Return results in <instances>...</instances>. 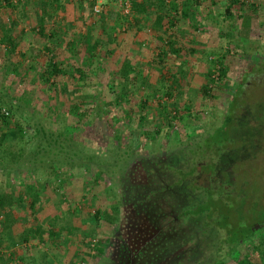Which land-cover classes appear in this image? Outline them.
<instances>
[{
	"label": "trees",
	"instance_id": "1",
	"mask_svg": "<svg viewBox=\"0 0 264 264\" xmlns=\"http://www.w3.org/2000/svg\"><path fill=\"white\" fill-rule=\"evenodd\" d=\"M32 1L36 5L35 13L40 27L38 33L40 36H45L43 28L45 20L52 18L60 5V0ZM83 1L85 2V0L79 1V4ZM204 1L185 0L175 4L172 0H130V14L125 16V21L131 27H135L137 32L147 30L142 24L146 23L149 15L151 16L155 11L156 17L149 29L158 32L164 38L158 52L152 58V62L155 63L153 67L159 72L162 71L166 60H180L195 54V50L188 47L191 44L184 46L178 43L174 31L175 20L179 16H184L188 9L191 15L189 21L196 22L198 10ZM17 3H20L19 0H0V6L3 5L11 11ZM88 4L92 12V7L89 2ZM242 6L243 4L238 0L228 1L224 9V20L233 23L234 17L242 21L246 17L249 22L252 15L246 11L236 16V12L240 11ZM249 7H253L252 4ZM252 10L253 8L250 12ZM102 14L103 11L96 17ZM233 26L234 23L232 30ZM91 33L92 31L89 30L82 42L87 58L85 66L87 60L90 61L95 57L100 43L90 36ZM15 43L10 30L3 29L0 47L6 55L14 53ZM45 49L47 52L45 55H49V58L46 60L44 56L43 60L46 62L39 71L42 83L50 87L51 91L55 79H61V83L55 82L58 84V94L71 99V96L77 93L75 90L80 88V86L74 87L71 81H83L87 75L81 68L69 67L65 61L57 62L52 48L45 46ZM224 58L225 56L222 55L210 60L211 65L216 64L220 67L217 78L219 82L225 79L227 73L223 64ZM30 70L32 69L22 68L20 73L25 75ZM118 75L122 85L114 98V103L119 110L120 118L113 114L109 104L95 99L94 96H83L77 98L79 101L76 102L69 100L74 105L60 111L61 117L65 114L73 116L79 126L91 119L90 116L92 117L90 121L97 120L99 126L101 123L106 125L105 133L112 134V143L103 156L90 153L88 145L86 146L82 140L72 141L73 137L64 133L66 129L72 128L71 126L64 127V132L58 130L52 133L41 123L31 121L33 120L31 115H24L25 109L21 110L16 100L8 97L4 91H0V177L6 176L9 180L0 193V264H25V259L19 257L18 251L14 248L18 244H28L31 239L38 238L41 241L45 236L49 244L56 247L63 242L67 245L71 243V238L80 228L74 226L55 228L54 225L43 228L39 222L37 223L34 213L39 209L41 202L39 194L43 190L36 188L39 187L38 181H40L37 176L45 174L47 177L46 180L44 179V185L49 186V174L55 175L54 179L59 185L57 190L62 193L65 192V186L71 179L67 171H72L75 167L93 169L96 179H102L103 176L108 178L112 184L111 190L116 192L110 207L102 211H92V215L90 213L97 227L103 226L107 230L112 228V225L114 226L119 220L122 209V224L112 235L115 240L112 243H115L116 248L110 245L106 249L103 245L111 243L109 237L102 243L93 245L92 250H87L93 252L91 258L94 262L98 264H226L231 260L235 264H257L256 261L253 262L255 258L250 256L239 257L245 245L252 243L256 237L259 242L255 247L258 262L264 263V231H262L264 219H260L248 235L237 238L233 237V230L245 227L232 228L229 223V214L232 211L230 202L233 203L237 196V191L233 192V186L237 179L235 164L238 163L237 155L233 153L232 148L236 145V138L239 135L238 122L244 120L242 115L244 103L240 99L244 90L241 88V82L231 95L224 117L217 125L202 130L192 138L175 139L172 145L167 144L162 147L166 150L161 146L150 147L148 152L146 144L155 141L160 130L157 124H155L158 128L156 131L149 130L146 126L151 101L137 99L138 104L130 102L132 95L137 96L134 85L129 84L131 80H135L132 55L126 54ZM178 77L179 75L170 74L174 84L179 83L175 82L180 79ZM210 77L211 73L207 71L206 84L201 89L203 96H207L211 91L208 88L211 83ZM169 92L163 93V96L169 99L171 97ZM151 96L155 97V93L152 92ZM17 101L22 102L20 99ZM239 111L240 115L236 113ZM17 112L21 114L14 119V114ZM136 114L137 118L134 119ZM49 115L55 117L56 111L49 110L44 118L47 119ZM170 119H167L168 129L172 128ZM176 120L178 121L179 118L177 117ZM120 122L123 126L119 131L115 125ZM252 123L253 121L251 125ZM124 140L125 150L122 147ZM243 143L248 145V137L243 139ZM121 149L123 152H120ZM78 150L81 155L76 158ZM56 170H63V173L57 174ZM24 174L27 176L26 179L23 177ZM15 175L19 179L16 183L18 188L10 183ZM161 195L163 200L157 197ZM236 200L238 202L240 198L237 197ZM15 208L28 210V214L32 216L31 222L35 221L36 224L26 227ZM24 223L28 224L26 221ZM84 236L85 239L80 240L82 248L79 250V256L83 253L84 246L88 248L91 245L86 240L87 235ZM106 250L113 256L110 258L106 256ZM86 258H80V261H86Z\"/></svg>",
	"mask_w": 264,
	"mask_h": 264
},
{
	"label": "rangeland",
	"instance_id": "2",
	"mask_svg": "<svg viewBox=\"0 0 264 264\" xmlns=\"http://www.w3.org/2000/svg\"><path fill=\"white\" fill-rule=\"evenodd\" d=\"M79 1L81 0H60V5L52 18L45 20L43 26L45 36H40L38 33L40 27L35 13L36 5L32 0L26 2L19 0L20 3H17L12 11L3 5L0 6V38L2 30L6 29L10 30V35L16 42V48L11 55H6L0 47V91H4L8 97L16 100L21 110L25 109L23 114L31 115L33 119L31 121L41 123L47 131L52 133L58 130L64 132V127L71 126L72 128L66 129L64 133L73 137L72 141L82 140L86 146L88 145L90 153L94 152L97 156H103L112 143V134L108 131L107 134L105 133L106 125L101 123V127L97 120L90 121L92 119L90 116L91 119L79 126L73 116L65 114L61 117L60 111L73 106L74 103L70 102L79 101L80 97L94 96L95 99L109 104L113 114L120 118L114 98L122 85L118 71L127 52L132 55L133 78H135L129 84L134 85L138 96L132 95L130 102L138 104V100L151 101L146 126L149 130L156 131L158 128L155 124H157L160 130L155 141L150 142L149 145L146 144L148 152L150 147L160 148L161 146L162 148L167 144L172 145L175 139L186 140L210 126L217 125L224 117L231 95L241 82V88L244 90L240 98L244 103L242 113L244 120L238 122L239 135L236 138V145L232 148L233 153L237 155L238 163L235 164L237 179L233 186V192L237 191V196L233 203L230 202L232 211L229 214V223L232 228H246L233 230V237L248 235L258 221L264 219V0H238L243 6L237 14L246 11L254 20L249 38L238 36L236 26H233L232 30V24L237 25L238 22L236 17L233 18V23L230 20H224L225 5L230 0H205L198 11L202 26L194 27L200 28L199 32L196 33L193 28L187 29L191 44L197 47L194 55L182 61L188 63L190 73L184 74L185 76L180 79L178 77L180 82L175 84L172 83L170 74L179 72L178 65L181 63L166 60L162 71L159 72L153 67L155 63L152 62L151 51H142L143 48L141 50L139 46L138 37L150 36L154 32L138 31L137 33L135 27H131L125 21L122 10L111 1H103V14L100 17L92 14L86 0L82 4H79ZM180 1L183 2V0ZM172 2L177 4L179 0H172ZM250 4L253 7H249ZM127 20H129L128 17ZM89 30L92 31L90 36L100 43L95 57L90 61L87 60V66H85L87 58H85L82 42ZM69 44L72 46L70 45L67 49ZM45 46L52 48L57 62L65 61L69 67L81 68L87 75L83 81H71L74 87L80 86L71 99L58 94L57 85L61 83V79H55L51 91L50 87L44 85L40 79L39 71L46 62L43 60L44 56L46 60L49 58V55H45L47 53ZM222 55L225 56L223 64L227 70L226 77L223 81H218L214 85V90L207 96H203L201 89L206 84V73L211 67L210 60ZM22 68L32 70L21 75ZM170 86L173 87L170 88ZM166 90L170 91V102L161 104L158 100L165 98L163 93L167 92ZM152 92L155 93V97L151 96ZM18 99L22 102L17 101ZM49 110H55L57 116L55 117L58 119L50 115L45 119V113L48 115ZM173 110L177 112L179 118L176 122L177 130L174 132L166 125ZM236 113L240 115V111ZM19 114L21 112L15 113L13 118L17 119L16 116ZM135 118L137 114L134 115ZM133 122L135 123V120ZM115 126L120 131L123 123L120 122ZM246 137L249 140L248 145L243 143ZM122 144L125 150V140ZM120 152H123L122 149ZM80 155L78 150L75 157L79 158ZM56 172L61 174L63 170H56ZM67 173L71 175V179L65 186V192L62 191V193L57 190L59 185L54 179L55 175L49 174V186L44 185L47 177L45 174L37 176L40 181H38L39 187L36 188L43 190L39 194L41 199L39 209L34 214L37 223L39 222L43 228L54 225L55 228L74 226L80 229L68 245L63 242L58 247L53 246L49 244L45 236L41 241L37 238L31 239L25 245L18 244L14 250L18 251L19 257L25 259V264H98L91 258L93 252L87 249L102 243L107 237L111 243L103 242L106 249L110 245L116 248L115 243H112L115 241L112 235L122 224V209H120L119 220L114 226L112 225V228L110 227L111 229L109 228L111 231L103 226L97 227L91 219L92 211H102L110 207L116 193L111 190V181L104 176L102 179H96L93 169L87 170L84 167L81 169L75 167ZM23 177L26 179V174ZM7 181H9L8 177H0V193ZM18 181L15 175L10 183L17 186ZM157 197L163 200L162 195ZM237 197L240 198L238 202ZM73 210L74 213H72ZM16 212L26 227L36 224L35 221L31 222L32 216L28 214V210L18 208ZM25 221L28 224H25ZM81 234L87 235L86 240L91 245L88 248L84 246L83 253L79 256V250L82 248L81 241L85 239L84 235L80 236ZM257 245H259L258 238L255 237L252 243L245 245L239 257L250 256L255 258L253 262L264 264L258 262V253L255 249ZM105 252L109 258L113 256L108 254L107 250ZM87 255L88 258H86ZM83 257L86 261H80ZM226 264L235 263L228 260Z\"/></svg>",
	"mask_w": 264,
	"mask_h": 264
},
{
	"label": "crops",
	"instance_id": "3",
	"mask_svg": "<svg viewBox=\"0 0 264 264\" xmlns=\"http://www.w3.org/2000/svg\"><path fill=\"white\" fill-rule=\"evenodd\" d=\"M183 1H185V0H183ZM180 2L181 1L179 0V3ZM184 11H185V9H184ZM198 14H197V16L195 18L196 22H194L193 20L191 22L189 21V17L191 15H189L188 9H186V14L184 16H179L178 18H176V20H175V29L174 30H175V36L178 38V40H177L178 43H180L182 45H184V44L187 45V43H188V45L191 44V42L189 40L190 39V35H188V30L187 29L189 28V29L192 30V28H193V31H195L196 33H197V31L199 32L200 28L194 30L195 25L202 26V24L200 23L202 21L201 15L200 14L198 15ZM236 14H237V12H236ZM155 15H156L155 11H153L151 16L148 17L147 22L142 24V26L147 27L146 33L150 32L149 26H151V24L153 23L154 18L156 17ZM150 17H151V19H149ZM253 21L254 20L252 18L248 22L246 17H244L243 21L238 19L237 25L234 24V26L237 27L238 36L241 35L240 37H242V38H249L250 37V33H251V28H252ZM192 22H194L193 25H192ZM182 28L185 29V30H183ZM138 38H139L138 43H139V46H140L141 50H142V48H143L142 51L150 50L151 53L153 54V56L156 55V53L158 52V50H159V48L161 46L162 41L164 40V38H162V36L160 34L155 33V32L152 33V35H150V36H146L145 35V36L138 37ZM186 45H184V46H186ZM188 47H191L192 49L195 50V52H197V50H196L197 47L195 48V46H193L192 44L190 46H188ZM132 53H133V51H132ZM126 54L128 55L129 52H127ZM126 54H125V56H126ZM186 60H187L186 57L182 58L180 60H175V61H177L178 63H181V64L178 65V67H180V71L179 72H175L174 74L179 75V77H181V78L185 76L184 74L190 73L189 70H188V67H189L188 63L187 62H185V63L182 62V61H186ZM171 61H174V60L171 59ZM178 82H180V80H178Z\"/></svg>",
	"mask_w": 264,
	"mask_h": 264
},
{
	"label": "built area",
	"instance_id": "4",
	"mask_svg": "<svg viewBox=\"0 0 264 264\" xmlns=\"http://www.w3.org/2000/svg\"><path fill=\"white\" fill-rule=\"evenodd\" d=\"M103 1L105 0H88V2L90 3L91 5V9H92V14L94 16H97L98 14H100L102 11H103V7H102V4H103ZM108 1H111L113 4H115L119 9L122 10L123 14L125 16H129L130 14V0H108ZM211 60H214L213 58ZM219 69L220 67L218 65H211L209 71L211 73V83L208 85V88L211 89V91L214 90V85L218 82V76H219ZM157 100V98H156ZM158 102H160L161 104H163L164 102H170L169 99L167 97L165 98H162L161 100H158ZM171 117L170 119V124L172 125V131H176L177 130V125H176V122H177V117H178V114L177 112H175V110H173L171 112V114L169 115ZM175 116V117H174ZM172 117H174V119H172Z\"/></svg>",
	"mask_w": 264,
	"mask_h": 264
}]
</instances>
